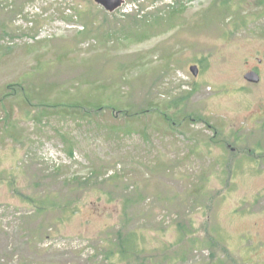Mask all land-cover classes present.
<instances>
[{
	"label": "rangeland",
	"instance_id": "obj_1",
	"mask_svg": "<svg viewBox=\"0 0 264 264\" xmlns=\"http://www.w3.org/2000/svg\"><path fill=\"white\" fill-rule=\"evenodd\" d=\"M252 112L264 0H0V264H264Z\"/></svg>",
	"mask_w": 264,
	"mask_h": 264
},
{
	"label": "water",
	"instance_id": "obj_2",
	"mask_svg": "<svg viewBox=\"0 0 264 264\" xmlns=\"http://www.w3.org/2000/svg\"><path fill=\"white\" fill-rule=\"evenodd\" d=\"M126 0H95V2L103 7L107 12L109 13H115L119 9L123 7L125 4ZM191 72L195 75L198 76L199 73V68L197 66L191 67ZM246 80L257 83L259 82V76L256 72H250L247 73L245 76Z\"/></svg>",
	"mask_w": 264,
	"mask_h": 264
},
{
	"label": "flooded vegetation",
	"instance_id": "obj_3",
	"mask_svg": "<svg viewBox=\"0 0 264 264\" xmlns=\"http://www.w3.org/2000/svg\"><path fill=\"white\" fill-rule=\"evenodd\" d=\"M258 63L259 64H262L263 63V60L262 59H258ZM248 73H250V72H256L257 74H258V76H259V82H257V83H253V82H250V81H248V80H246V78H245V80L250 84V85H260L261 84V74H260V67L257 65V66H254V67H252V68H250L248 71H247ZM250 115H251V117H253V116H255L254 118H253V120L254 121H256V122H258L259 120H262V119H264V115H262V114H260V113H258V112H252V113H250ZM248 119H249V117H248ZM255 125H257V124H254V126ZM263 146V144H257V148L255 149V151L254 150H251V151H254V154H253V158H252V161H253V163H259V162H264L263 161V159H261V158H257L256 156H257V154H261L260 156H264V149L263 148H261ZM243 157V156H242Z\"/></svg>",
	"mask_w": 264,
	"mask_h": 264
}]
</instances>
